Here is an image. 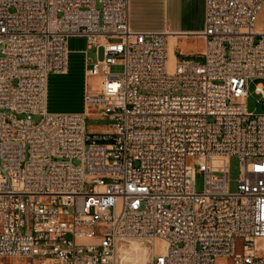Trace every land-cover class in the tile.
<instances>
[{
    "label": "built area",
    "instance_id": "2783aa9c",
    "mask_svg": "<svg viewBox=\"0 0 264 264\" xmlns=\"http://www.w3.org/2000/svg\"><path fill=\"white\" fill-rule=\"evenodd\" d=\"M130 2L0 0V259L127 264L120 246L139 239L165 243L150 264H264V113L246 103L264 0H206L205 50L174 62L167 33L131 29ZM72 36L103 49L85 66L101 87L83 112H49Z\"/></svg>",
    "mask_w": 264,
    "mask_h": 264
},
{
    "label": "rangeland",
    "instance_id": "374dc122",
    "mask_svg": "<svg viewBox=\"0 0 264 264\" xmlns=\"http://www.w3.org/2000/svg\"><path fill=\"white\" fill-rule=\"evenodd\" d=\"M261 21L264 22V13L261 14ZM259 37L257 38V40ZM256 40V42H257ZM68 47L70 50V63L67 74L53 73L49 80V96H48V111L49 112H83L85 111L86 84L88 87L98 89L99 79L91 78L86 80L85 76V55L79 51L86 47V41L80 36H72L69 38ZM98 53V54H97ZM87 58L96 60L97 57H104L103 49L97 51L96 47H92L87 52ZM182 58V57H180ZM124 70L122 65H114L111 68L112 73L120 74ZM264 85V79L255 78L249 83V96L246 100L247 108L253 113H264V97L256 93V86ZM88 129L91 131H104L113 125V121L105 116H90L87 120ZM75 163H78L75 161ZM241 161L237 155L230 158L229 183L230 191L236 192L241 177ZM205 186L203 174L197 176V191L202 192ZM141 241V240H139ZM144 241V240H142ZM158 241V240H157ZM147 242V241H145ZM162 242V241H161ZM149 246L154 247L157 253H162L160 245L153 242H147ZM0 260H6L2 258ZM220 261L217 264H220ZM127 262V261H125ZM133 261H128L127 264H132Z\"/></svg>",
    "mask_w": 264,
    "mask_h": 264
},
{
    "label": "crops",
    "instance_id": "0c3cea01",
    "mask_svg": "<svg viewBox=\"0 0 264 264\" xmlns=\"http://www.w3.org/2000/svg\"><path fill=\"white\" fill-rule=\"evenodd\" d=\"M130 26L136 32L167 33L172 62L180 57L197 56L206 46V40L201 36L206 27V0H131ZM88 50L86 45L79 51L85 55V66ZM0 264L30 262L23 258H6L0 260Z\"/></svg>",
    "mask_w": 264,
    "mask_h": 264
},
{
    "label": "bare ground",
    "instance_id": "6f19581e",
    "mask_svg": "<svg viewBox=\"0 0 264 264\" xmlns=\"http://www.w3.org/2000/svg\"><path fill=\"white\" fill-rule=\"evenodd\" d=\"M68 72V70H67ZM66 72V73H67ZM99 79L98 89L101 87V78ZM153 243L160 245L159 251L165 250V243L161 241H152ZM264 247V239L261 240ZM120 258L124 261H133L132 264H150L152 261V253L156 251L154 247L149 246L145 241H139V239H131L120 246Z\"/></svg>",
    "mask_w": 264,
    "mask_h": 264
}]
</instances>
